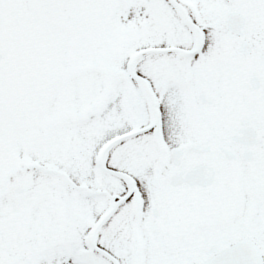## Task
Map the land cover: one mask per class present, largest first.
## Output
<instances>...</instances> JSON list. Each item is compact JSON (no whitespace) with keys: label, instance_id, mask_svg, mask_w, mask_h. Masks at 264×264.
I'll return each instance as SVG.
<instances>
[{"label":"snow or ice","instance_id":"obj_1","mask_svg":"<svg viewBox=\"0 0 264 264\" xmlns=\"http://www.w3.org/2000/svg\"><path fill=\"white\" fill-rule=\"evenodd\" d=\"M0 264H264V0H0Z\"/></svg>","mask_w":264,"mask_h":264}]
</instances>
